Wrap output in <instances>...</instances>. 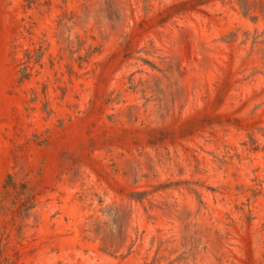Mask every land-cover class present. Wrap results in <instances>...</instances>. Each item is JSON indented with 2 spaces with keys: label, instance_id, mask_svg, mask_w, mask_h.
I'll return each instance as SVG.
<instances>
[{
  "label": "rangeland",
  "instance_id": "1",
  "mask_svg": "<svg viewBox=\"0 0 264 264\" xmlns=\"http://www.w3.org/2000/svg\"><path fill=\"white\" fill-rule=\"evenodd\" d=\"M0 264H264V0H0Z\"/></svg>",
  "mask_w": 264,
  "mask_h": 264
}]
</instances>
